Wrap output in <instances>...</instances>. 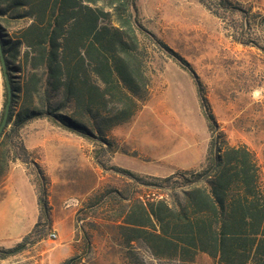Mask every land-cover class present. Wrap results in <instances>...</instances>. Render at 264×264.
Returning a JSON list of instances; mask_svg holds the SVG:
<instances>
[{
  "label": "rangeland",
  "instance_id": "obj_1",
  "mask_svg": "<svg viewBox=\"0 0 264 264\" xmlns=\"http://www.w3.org/2000/svg\"><path fill=\"white\" fill-rule=\"evenodd\" d=\"M228 1L241 11L232 14L217 0L135 1L142 26L138 38L148 53L149 94L128 122L106 133L109 145L47 118L23 127L28 161L12 163L5 191L0 187L10 214L1 245L13 246L33 228L42 188L50 227L40 229L35 244L0 264H62L72 258L74 264H127L131 251L144 264H183L154 259L141 242L132 250L123 244L118 225L130 205L158 191L117 169L147 182L199 170L218 132L228 145L254 155L264 186V0ZM6 20L0 17L4 38L26 25ZM0 81L1 114L2 74ZM198 88L218 126L213 133ZM187 264L215 263L199 254Z\"/></svg>",
  "mask_w": 264,
  "mask_h": 264
},
{
  "label": "trees",
  "instance_id": "obj_2",
  "mask_svg": "<svg viewBox=\"0 0 264 264\" xmlns=\"http://www.w3.org/2000/svg\"><path fill=\"white\" fill-rule=\"evenodd\" d=\"M136 0H0V17L26 25L4 38L0 26V69L5 130L0 134V180L15 162L26 164L21 130L47 118L94 142L109 145L106 133L128 122L149 94L148 53L138 38ZM230 13L241 11L217 0ZM5 32V31H4ZM18 73V76H14ZM213 133L217 124L198 88ZM158 191L135 200L118 225L132 250L141 242L156 260L191 263L204 254L215 264H264V186L254 155L228 145L224 133L211 137L204 165L147 182ZM168 192V194H165ZM38 219L11 247H0V261L35 244L50 227L42 188ZM62 264H74L69 259ZM127 264H144L129 253Z\"/></svg>",
  "mask_w": 264,
  "mask_h": 264
},
{
  "label": "crops",
  "instance_id": "obj_3",
  "mask_svg": "<svg viewBox=\"0 0 264 264\" xmlns=\"http://www.w3.org/2000/svg\"><path fill=\"white\" fill-rule=\"evenodd\" d=\"M1 76V74H0ZM2 86H1V81H0V105L2 103ZM3 179V178H2ZM6 180H7V175L4 176V181L1 182L0 187L2 189H4L5 191V186H6ZM5 194V193H4ZM4 195H2V197L0 198V247H3L1 244V242L4 240V238H6L7 234H8V228L10 225V214L8 213V211L4 210ZM23 236H20L17 238L15 244L17 242H19L21 240Z\"/></svg>",
  "mask_w": 264,
  "mask_h": 264
},
{
  "label": "water",
  "instance_id": "obj_4",
  "mask_svg": "<svg viewBox=\"0 0 264 264\" xmlns=\"http://www.w3.org/2000/svg\"><path fill=\"white\" fill-rule=\"evenodd\" d=\"M7 114H8V103H6L4 107L2 119L0 121V134H2V132L5 130Z\"/></svg>",
  "mask_w": 264,
  "mask_h": 264
},
{
  "label": "built area",
  "instance_id": "obj_5",
  "mask_svg": "<svg viewBox=\"0 0 264 264\" xmlns=\"http://www.w3.org/2000/svg\"><path fill=\"white\" fill-rule=\"evenodd\" d=\"M50 237H52V238H55V235H54V234H52Z\"/></svg>",
  "mask_w": 264,
  "mask_h": 264
}]
</instances>
